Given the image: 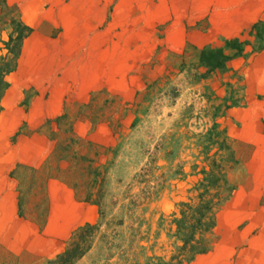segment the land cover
Wrapping results in <instances>:
<instances>
[{
	"label": "rangeland",
	"instance_id": "obj_1",
	"mask_svg": "<svg viewBox=\"0 0 264 264\" xmlns=\"http://www.w3.org/2000/svg\"><path fill=\"white\" fill-rule=\"evenodd\" d=\"M143 1L105 0L96 47L111 70L118 60L129 58L124 42L147 40L151 48H132L137 53L132 59L147 61L145 70L86 75L98 76L99 87L87 96L74 94L76 102L42 128L51 141L47 148L38 144L49 150L43 165L18 167L10 175L17 182L23 219L17 224L20 244L26 248L32 242L34 249L47 251L50 244L35 238L40 235L56 241L59 251L51 257L31 252L15 257L2 248L1 264H47L86 224L93 227L90 248L74 264H151L149 258L169 259L174 251L173 213L193 195L202 171L208 169L206 157L216 150L203 147L210 130L229 139L239 158L238 166L228 172L236 192L217 212V239L211 249L186 264H239L242 247L235 246L241 238L259 235L264 240V200L252 206L254 202L246 199L250 190L264 191V97L255 98L259 108L247 100L244 75L247 59L264 48V24L227 39L216 32L214 37L207 34L202 22L201 35L191 33L182 39L177 18L171 15L152 32L134 31L142 27L140 20H146ZM228 19L239 17L232 12ZM8 32L1 36L2 54ZM233 39L242 43L241 54L223 68L208 71L200 62L201 52L222 48ZM225 53L232 56L235 50ZM10 79L0 113V133L8 132L0 136V159L6 162L18 137L30 131L25 126L14 130L13 124L34 92L15 90L16 70ZM205 135L206 142H201ZM0 227L9 240V225Z\"/></svg>",
	"mask_w": 264,
	"mask_h": 264
},
{
	"label": "crops",
	"instance_id": "obj_2",
	"mask_svg": "<svg viewBox=\"0 0 264 264\" xmlns=\"http://www.w3.org/2000/svg\"><path fill=\"white\" fill-rule=\"evenodd\" d=\"M236 1L144 0L141 6L146 9L143 11L146 20H140L142 27L137 26L134 31L152 32L156 26L166 24L171 15L177 18L176 23L182 39L191 33L201 35L202 22L206 25L204 30L207 34L214 37L216 32L227 39L251 29L254 25L264 24V0ZM7 3L18 8L22 21L31 28V33L22 44L16 69L19 77L18 89L15 90L22 93L32 89L34 92L23 114L19 113L14 119L15 122L13 121L14 130L25 126L30 131L18 137L13 145L14 153L6 156L8 162L0 159V171L4 175L5 183L0 188V224L9 225L10 235L8 240L1 233L4 227H0V250H8V255L15 257L31 253L51 257L59 251L56 249L57 242L52 243V239L48 240L40 235L38 239L35 237L39 242L50 244L46 247L47 251L34 249L32 242L26 248L20 244L22 238L17 224L23 219L19 217L17 182L10 179V175L18 167L25 166L30 169L43 165L49 150H42L38 144L47 148L51 141L42 128L47 122L63 115L67 105L76 102L72 99L74 94L87 96L99 87L98 76L94 79L87 78L86 75H131L141 69L143 71L147 61L142 63L132 59L137 54L132 48H151V43L147 40L124 42V46L129 49L126 51L129 58L118 60L111 71L106 68L103 52H99L96 47L99 26L104 24L105 0H7ZM230 10L239 19L229 20L228 16L232 14ZM88 35L91 36L92 43L88 41ZM196 46L200 47L201 44L196 43ZM246 64L244 75L247 82V100L259 108L261 104L255 98L257 95L264 97V48L252 54ZM11 76L12 74L9 77L10 87ZM7 134L8 132L2 130L0 136L5 137ZM246 199L254 202L252 206L258 205L264 200L263 189L250 190L248 195L246 193ZM263 241L259 235H252L248 239L241 238L235 246L236 249L242 247L237 258L239 264L244 261L246 264H264Z\"/></svg>",
	"mask_w": 264,
	"mask_h": 264
},
{
	"label": "trees",
	"instance_id": "obj_3",
	"mask_svg": "<svg viewBox=\"0 0 264 264\" xmlns=\"http://www.w3.org/2000/svg\"><path fill=\"white\" fill-rule=\"evenodd\" d=\"M0 43L4 31L8 38L3 42L5 53L0 52V113L3 100L10 88V75L17 69L23 41L31 33V28L21 19L18 10L8 5L6 0H0ZM264 37V35H262ZM227 49H234L235 53L226 54ZM242 52L239 39L227 41L225 46L217 49H206L201 52V64L212 71L223 68L228 60ZM205 150L216 147L212 156H207L208 169L202 171V178L192 189V196L187 201L178 204L177 213H173L171 224L174 228L173 253L169 259L149 258L151 264H186L196 256L208 252L217 239L216 217L222 205L228 202L236 185L228 176L230 170L239 164V158L232 143L220 132L210 130ZM205 136H200L203 142ZM206 142V141H204ZM103 216V213H101ZM91 225H84L76 229L65 249L47 264H74L90 248ZM1 264V263H0Z\"/></svg>",
	"mask_w": 264,
	"mask_h": 264
}]
</instances>
